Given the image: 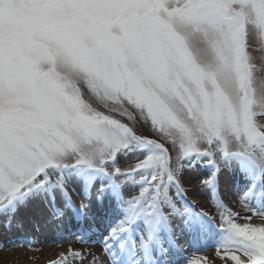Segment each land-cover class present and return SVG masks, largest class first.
<instances>
[{
    "label": "snow or ice",
    "instance_id": "snow-or-ice-1",
    "mask_svg": "<svg viewBox=\"0 0 264 264\" xmlns=\"http://www.w3.org/2000/svg\"><path fill=\"white\" fill-rule=\"evenodd\" d=\"M255 51L264 0H0V226L70 213L99 223L110 264H200L184 240L264 264V223L220 193L227 169L244 211L264 219ZM198 166L215 215L188 199ZM87 254L69 247L50 264Z\"/></svg>",
    "mask_w": 264,
    "mask_h": 264
},
{
    "label": "bare ground",
    "instance_id": "bare-ground-1",
    "mask_svg": "<svg viewBox=\"0 0 264 264\" xmlns=\"http://www.w3.org/2000/svg\"><path fill=\"white\" fill-rule=\"evenodd\" d=\"M184 183L187 186L190 182L185 181ZM220 191L230 198H239L234 188L233 177L227 183L220 184ZM190 198L194 202H199V199L194 196H190ZM75 202L78 204L80 200L75 199ZM236 207V212L242 211L243 206L241 203H238ZM2 221L3 217H0V223ZM76 221L69 214H65L61 219L51 220L45 215L43 218L26 217L22 226L14 223L10 230L0 226V264H50L51 261L58 258L60 253L68 252L72 241L66 235V233L70 232H68L67 228ZM83 223L90 224L91 222L86 221ZM79 228L80 226H75L72 234H75ZM97 230L103 231L100 225L95 226V229H85L86 232H91L93 237L96 236ZM28 238H33L31 245L21 243L22 240ZM86 245L89 246V244ZM25 246H29L31 250L27 251ZM185 247L187 250L184 256L187 259L199 260L200 264H211L210 257L215 253L212 248L203 249V246L193 247L189 244L185 245ZM106 258L107 264H110L107 255ZM179 264H187V260L182 259Z\"/></svg>",
    "mask_w": 264,
    "mask_h": 264
},
{
    "label": "rangeland",
    "instance_id": "rangeland-1",
    "mask_svg": "<svg viewBox=\"0 0 264 264\" xmlns=\"http://www.w3.org/2000/svg\"><path fill=\"white\" fill-rule=\"evenodd\" d=\"M253 54L257 57V62L258 63L260 62V58L262 56H264V53H261L259 51H255ZM261 75H264V74H261ZM123 119H124L125 122H128L126 117L123 118ZM130 162H132V161H129V163ZM123 164H124V162L122 161L121 165L123 166ZM200 175H201V172L199 170V166L197 167L196 170H194V171H192L190 173L189 172L185 173L184 182L185 181L190 182L186 187H190V189H191L187 193V195L189 197L190 196H194L195 198L199 199V202L196 203V207L198 209L205 210L206 212L209 213V215H215L216 214V209L209 202L207 193L205 191L195 187L198 184V182H199ZM232 177H233L232 173L229 170L225 169L222 172L221 176H220V184L227 183ZM220 193H221V198L223 199V201L229 207H231L233 209V211H234L237 208L236 205H238V203H240L239 198H236V199L234 198L233 199V198H230V197L224 195L221 191H220ZM129 194H133V193L129 192ZM72 199H73V202L76 203L75 199L80 200L81 197H79L78 195L73 193ZM240 213H241L242 216H244V215L252 216L251 222L253 224H262V223H264V219L256 217V216L252 215V213H250V212H245L244 208H242V211H240ZM69 215H71V214L69 213ZM238 222L243 223L245 221L243 219H241ZM215 223L217 225H219V223H220V220H219L218 216H216ZM78 225L80 226V228L75 232V234H72V231L75 230V227L72 226V227H69L70 232L66 233V235H68L70 237L71 241H72L71 248L80 250L81 252H84L85 250H87L88 254L86 255L85 259H83L82 261H73V264H107V258H106L107 254L104 252L103 245L99 242L100 240L103 239V237L99 236L97 234H96L95 237H93V235H92L91 236L92 238L90 237V241L89 242L81 243L77 239L76 234H78L81 229H83L84 231H85V229H89V228L93 229V225L91 223L90 224H88V223L86 224V223H81V222H78ZM95 226H99V223H97ZM67 230H68V228H67ZM99 231L102 232V230H99ZM182 243H184V245L188 244L186 240H184ZM86 244H89V246H87ZM210 248H212L215 251V253H213L212 256L210 257L211 264H233L232 261L227 260L226 258H222V256L218 254V250H217L216 246L211 241L207 242V244L205 246H203V249H210ZM25 249H27V251L31 250V248L29 246H27ZM94 257H95V260L93 259Z\"/></svg>",
    "mask_w": 264,
    "mask_h": 264
}]
</instances>
